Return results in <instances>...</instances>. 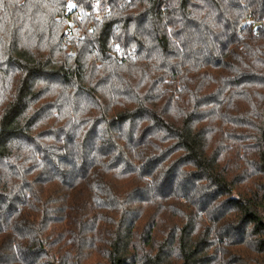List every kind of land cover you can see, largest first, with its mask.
<instances>
[{
	"label": "trees",
	"instance_id": "16d2710c",
	"mask_svg": "<svg viewBox=\"0 0 264 264\" xmlns=\"http://www.w3.org/2000/svg\"><path fill=\"white\" fill-rule=\"evenodd\" d=\"M247 16L264 0H0V264H264Z\"/></svg>",
	"mask_w": 264,
	"mask_h": 264
},
{
	"label": "built area",
	"instance_id": "2783aa9c",
	"mask_svg": "<svg viewBox=\"0 0 264 264\" xmlns=\"http://www.w3.org/2000/svg\"><path fill=\"white\" fill-rule=\"evenodd\" d=\"M80 18H82V16H80ZM70 26H73L74 30L69 29L67 38L69 39V42H73L76 34L75 32L80 30L75 21H71ZM260 27H264V18L262 20H256L252 16H247L242 26L243 29L251 28L253 32L258 31ZM70 50L73 52L74 48L71 47ZM115 52V58L119 59L120 61L126 57V54H124L118 47H115Z\"/></svg>",
	"mask_w": 264,
	"mask_h": 264
}]
</instances>
